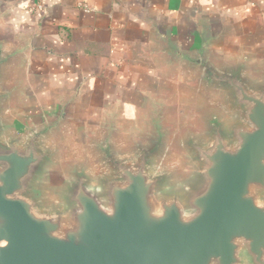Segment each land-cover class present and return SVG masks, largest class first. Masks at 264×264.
I'll return each instance as SVG.
<instances>
[{
  "label": "water",
  "instance_id": "water-1",
  "mask_svg": "<svg viewBox=\"0 0 264 264\" xmlns=\"http://www.w3.org/2000/svg\"><path fill=\"white\" fill-rule=\"evenodd\" d=\"M155 30L199 102L123 131L117 111L76 126L80 87L29 110L20 68L51 51L0 23V264H264V61L201 20Z\"/></svg>",
  "mask_w": 264,
  "mask_h": 264
},
{
  "label": "crops",
  "instance_id": "crops-1",
  "mask_svg": "<svg viewBox=\"0 0 264 264\" xmlns=\"http://www.w3.org/2000/svg\"><path fill=\"white\" fill-rule=\"evenodd\" d=\"M9 1L3 28L16 38L34 34L51 51L41 50L20 68L28 82L26 107L53 112L58 99L80 87L78 127L101 125L106 113L117 111L123 131H139L154 99L177 110L199 102L155 55V25L182 35L201 20L226 29L220 54L249 51L264 61V0Z\"/></svg>",
  "mask_w": 264,
  "mask_h": 264
},
{
  "label": "built area",
  "instance_id": "built-area-1",
  "mask_svg": "<svg viewBox=\"0 0 264 264\" xmlns=\"http://www.w3.org/2000/svg\"><path fill=\"white\" fill-rule=\"evenodd\" d=\"M38 6L37 5H35V4H33V5H30V9L31 10H36V8H37ZM84 7H86V6H84ZM87 8V7H86Z\"/></svg>",
  "mask_w": 264,
  "mask_h": 264
}]
</instances>
